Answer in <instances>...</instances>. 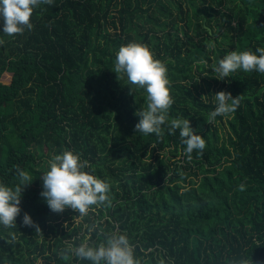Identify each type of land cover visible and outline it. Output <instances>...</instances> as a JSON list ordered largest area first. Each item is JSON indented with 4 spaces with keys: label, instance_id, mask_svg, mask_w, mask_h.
<instances>
[{
    "label": "trees",
    "instance_id": "trees-1",
    "mask_svg": "<svg viewBox=\"0 0 264 264\" xmlns=\"http://www.w3.org/2000/svg\"><path fill=\"white\" fill-rule=\"evenodd\" d=\"M30 22L8 36L0 20V182L16 183L17 165L33 179L15 227L0 226V264H89L57 251L113 230L142 264H264V74L221 81L213 71L231 51L264 47V0H53ZM131 42L166 65L169 118L189 120L202 155L189 160L168 124L161 136L135 131L146 94L113 72ZM220 91L240 105L210 120ZM64 150L109 183L110 207L82 219L48 208L40 176ZM25 213L39 232L22 225Z\"/></svg>",
    "mask_w": 264,
    "mask_h": 264
},
{
    "label": "clouds",
    "instance_id": "clouds-1",
    "mask_svg": "<svg viewBox=\"0 0 264 264\" xmlns=\"http://www.w3.org/2000/svg\"><path fill=\"white\" fill-rule=\"evenodd\" d=\"M52 3L53 0H0L2 33L14 36L22 35L25 30L31 31L33 10L40 4ZM209 47H214V44L209 42ZM200 63L207 62L201 60ZM238 70L264 74V47L257 48L255 53L250 50L231 51L213 65L217 80L221 81ZM113 72L116 77L119 74V78H126L129 85L142 89L146 94V108L135 113L139 117V122L135 125L136 132L161 136V126L168 124L169 134L179 130V137L189 160L192 159L193 151L203 154L205 139L194 134L189 120L169 118V109L174 100L170 94L168 69L161 60L154 58L147 45L131 42L120 46L115 53ZM129 90L132 91L131 88ZM214 97L215 110L209 114L210 120L235 113L241 102V95L233 98L231 93L225 91L216 93ZM88 167V161H82L80 154H74L71 150H64L49 159L47 170L40 176L43 187L40 195L53 213L60 214L65 209H71L78 212L79 218L82 219L90 212L111 206L109 183L85 171ZM15 173L16 183L7 185L0 182V226L5 229L15 227V220L21 212L19 205L22 193L33 180L32 176L18 165L15 166ZM240 190H244L243 185ZM22 225L40 231L27 213L23 215ZM85 229L91 233L97 230V225L86 224ZM102 236V241L95 245L87 241L79 244L69 243L59 249L57 255L63 261L75 258L89 264H142L136 255V246L126 233L113 230L102 233Z\"/></svg>",
    "mask_w": 264,
    "mask_h": 264
},
{
    "label": "rangeland",
    "instance_id": "rangeland-1",
    "mask_svg": "<svg viewBox=\"0 0 264 264\" xmlns=\"http://www.w3.org/2000/svg\"><path fill=\"white\" fill-rule=\"evenodd\" d=\"M79 220H80L79 218H77V219L75 218V220H74V221H75V222H77V221H79Z\"/></svg>",
    "mask_w": 264,
    "mask_h": 264
}]
</instances>
